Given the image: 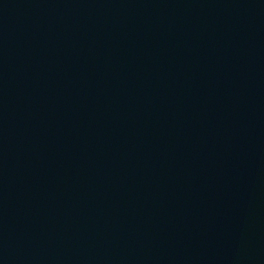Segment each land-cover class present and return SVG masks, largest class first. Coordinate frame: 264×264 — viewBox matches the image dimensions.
Returning a JSON list of instances; mask_svg holds the SVG:
<instances>
[{
	"label": "water",
	"instance_id": "95a60500",
	"mask_svg": "<svg viewBox=\"0 0 264 264\" xmlns=\"http://www.w3.org/2000/svg\"><path fill=\"white\" fill-rule=\"evenodd\" d=\"M0 264H264V0H0Z\"/></svg>",
	"mask_w": 264,
	"mask_h": 264
}]
</instances>
